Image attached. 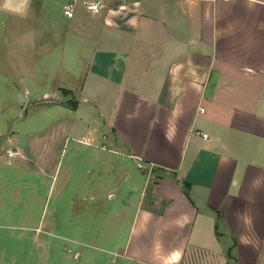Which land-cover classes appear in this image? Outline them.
Masks as SVG:
<instances>
[{
  "label": "crops",
  "instance_id": "0c3cea01",
  "mask_svg": "<svg viewBox=\"0 0 264 264\" xmlns=\"http://www.w3.org/2000/svg\"><path fill=\"white\" fill-rule=\"evenodd\" d=\"M128 4L81 87L108 133L47 146L42 235L5 264H264V0Z\"/></svg>",
  "mask_w": 264,
  "mask_h": 264
},
{
  "label": "rangeland",
  "instance_id": "374dc122",
  "mask_svg": "<svg viewBox=\"0 0 264 264\" xmlns=\"http://www.w3.org/2000/svg\"><path fill=\"white\" fill-rule=\"evenodd\" d=\"M66 1L0 0L1 264L9 251L7 239L15 242L21 233L36 238L42 235L43 202L55 185L54 150L47 146L56 147L57 152L65 140L71 144L95 134L103 139L108 133L93 101L83 100L81 87L90 62L93 64L91 48L102 47L105 36L116 33V28L99 17L117 15L120 1L130 4L133 0H102L97 15L84 7V0H76L78 14L72 19L64 15ZM129 4L126 8L131 10ZM80 18L78 28L70 25ZM62 86L71 87L73 93ZM48 93H56L64 101H54ZM68 126L75 129L66 131ZM9 137H13L10 142ZM9 146L23 154L8 156ZM17 158L21 162L15 163ZM48 216L50 211L47 221ZM40 248L33 244L28 251L37 255Z\"/></svg>",
  "mask_w": 264,
  "mask_h": 264
},
{
  "label": "built area",
  "instance_id": "2783aa9c",
  "mask_svg": "<svg viewBox=\"0 0 264 264\" xmlns=\"http://www.w3.org/2000/svg\"><path fill=\"white\" fill-rule=\"evenodd\" d=\"M86 6L95 11L98 12L102 9L103 1L102 0H89L85 2ZM75 8H76V2L75 0H68L63 4V11L67 16H73L75 14ZM202 134L207 137L208 133L202 132ZM8 154L12 155L13 151L11 149H8Z\"/></svg>",
  "mask_w": 264,
  "mask_h": 264
},
{
  "label": "water",
  "instance_id": "95a60500",
  "mask_svg": "<svg viewBox=\"0 0 264 264\" xmlns=\"http://www.w3.org/2000/svg\"><path fill=\"white\" fill-rule=\"evenodd\" d=\"M22 97L25 99L26 96L21 94ZM47 97H50V98H58V95L56 93H48V96Z\"/></svg>",
  "mask_w": 264,
  "mask_h": 264
},
{
  "label": "trees",
  "instance_id": "16d2710c",
  "mask_svg": "<svg viewBox=\"0 0 264 264\" xmlns=\"http://www.w3.org/2000/svg\"><path fill=\"white\" fill-rule=\"evenodd\" d=\"M64 90H65V92H69V90H68V89H66V88H65Z\"/></svg>",
  "mask_w": 264,
  "mask_h": 264
}]
</instances>
